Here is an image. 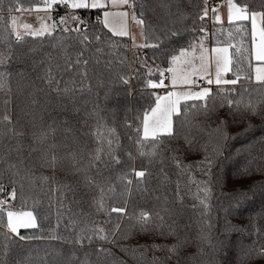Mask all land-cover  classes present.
Returning <instances> with one entry per match:
<instances>
[{
  "label": "snow or ice",
  "instance_id": "1",
  "mask_svg": "<svg viewBox=\"0 0 264 264\" xmlns=\"http://www.w3.org/2000/svg\"><path fill=\"white\" fill-rule=\"evenodd\" d=\"M227 7V21L229 26L235 24L236 34L245 35V29L241 27V22H250V36L252 48L249 50L243 45L233 44L231 40L220 42L217 41L216 46L209 49L206 46L207 28L201 25L199 28L193 27L192 32H199L198 39L190 41L187 46L178 48L172 47L179 44L182 39V31L175 27L178 20H183L184 14L179 4H173L172 0H160L157 5L163 12V27L158 31L150 27L146 21V15L149 11L154 12L155 8L150 7L147 0H36L27 9L24 8L21 0H9L5 5L4 0H0V11L7 9L8 13L19 11H36L43 12L44 15L39 17V26H33L29 23H18L16 15H10L9 26L3 29L0 37L5 41L7 47L0 52V67L9 65L12 61L17 62L21 67L19 71L0 72V91L6 95L12 93V82L15 78L16 89L18 91H26L33 106L31 113L34 121L35 131L32 133V140L36 147L30 149L39 153V160L42 166L52 169L60 168L66 170L69 174L79 177L83 183V190L80 199L75 198L74 185L80 183V180L70 181L66 183H56L55 187L50 189L54 194H58L56 203L57 211V228L60 226L59 221L62 213L59 209L64 208V201L68 199L67 193H72L73 202L77 206V213L69 216V223L64 227L70 229L67 236L58 234H49L48 239L56 240L69 245V256L65 264H93L90 259L91 255H95V264H109L110 257L113 256L110 249L103 247L107 243H116L121 238H130L140 235L155 234L160 237L163 242L137 244L136 246L123 247L121 250L137 261V264H181V260L185 264H196L199 256L203 255V248L197 245L195 253H188L186 249L193 245V241L189 238L187 231L184 235H180L179 226L173 219L179 215V209L169 208L167 198L157 211H149L144 208L136 210L130 209L128 200L131 197L133 186L139 189L153 173L150 171L154 163L161 166L165 162L170 163L174 168L177 181L176 202L183 205V196L180 195L179 185L180 177H193V169H199L202 176L206 179L194 180L196 184L195 199L198 204L191 207L195 211L198 207L207 210L211 207L209 199L213 192L214 173L216 157L220 155L222 144L217 143L211 146L208 143L200 145L195 150H203L205 155L203 159L186 162L185 153L193 151L194 145L190 139L185 137V146H173L170 141L175 139L174 121L179 126H183L190 116L204 115L215 111L216 98H220L219 106L223 107L225 103L230 110L236 111L245 109L252 114H257L259 102L254 103L251 99L245 100L244 93L248 92L247 88H243V93L237 92L235 87L224 88V85L235 86L243 77L246 81L254 79L258 83L259 88L254 89L262 93L261 101H264V0H260L258 7L250 5L248 2H238V0H225ZM67 9V11L54 19L53 11L57 8ZM219 7L214 6L212 11V19L215 22L223 24ZM175 8V11L173 10ZM81 10L89 12L96 11L99 13L96 21L107 28L112 36L129 37L132 40L134 48H154L161 49L162 46L167 51L162 54L167 58L168 67L161 69L159 66H148L147 58H137L136 63L144 66L145 71L150 77L153 71L159 73V79L148 78L144 82V87L149 89H165L163 94L159 92L153 93V104L144 109L138 117V123L134 126L131 121L126 123L128 128L135 131L134 143L136 146V154L139 157L146 158L147 166L137 169L129 166L126 171H120L111 178L104 175L102 170L106 166L105 157L112 164L123 166L121 157L117 155V151L121 148L119 136L114 128L108 127L107 123H102L103 116L98 101H92L91 110L85 109L86 117H95L96 128L89 131L94 135L96 147L89 150L82 142L79 129H74L69 119H57L59 116H67L68 106L64 103L68 100L75 107L76 81L64 80L65 72H73L80 68H86L88 60L84 59V50H86L93 42L100 45L96 49L102 52L104 47L116 50L119 47H127L120 45L109 37H102L99 33H93L89 29L86 21L82 20L79 15ZM210 9L207 6V0H204V7L196 16V20L204 21L208 17ZM131 19L135 24L142 27L141 35L144 43L137 44L136 38L128 31V21ZM195 23V20L193 21ZM187 31V29H185ZM228 37H233V31H228ZM37 39L40 43L45 38L54 40L53 50H60L65 53L64 64L62 67L54 60V51L43 53L44 59L37 60L36 57L41 53L36 47L28 43L29 39ZM75 38L79 41L82 49L77 52L75 59L67 55L66 40ZM153 39L154 43H149V39ZM197 45L199 50L197 51ZM233 49V51H230ZM197 59L199 63L197 64ZM235 59L236 71L233 72V61ZM253 59L255 64H253ZM245 64L251 71L245 70ZM121 65L125 66L124 61ZM215 68L214 79L211 71ZM125 67H131L126 65ZM40 71L37 73L36 69ZM165 72L170 73V84H165ZM232 72L234 78H225L226 74ZM132 74L137 78L140 76L139 68H132ZM80 76L86 77L87 72H80ZM132 75L127 71L119 72L117 80L120 84L130 86ZM205 79L209 86L197 87L198 81ZM217 86L216 95H212L213 89L210 85ZM39 85H43L40 87ZM171 89V90H168ZM82 90V89H81ZM90 90V89H89ZM38 94L44 97V103L40 104ZM235 97V98H233ZM107 94L105 99L107 100ZM11 97L5 100L7 105ZM38 106V107H37ZM51 109V111H49ZM59 109V111H57ZM80 109L76 108L79 113ZM48 116L45 121L44 116ZM224 120L220 121L215 129L207 130V135L211 137L213 133L222 139H226L227 135L223 131ZM19 121H14L10 114H4L0 117V167L10 170L12 178L11 191L7 193L13 200L17 195V186L21 190V199H24L23 190L25 188L24 181L29 182V186L34 183L30 169L23 166L22 160L14 162L13 153L18 158L22 155L21 148L24 138L23 126H18ZM201 131H205L201 129ZM87 135V133H81ZM60 138L63 143H58ZM132 139L131 137L129 138ZM8 141L9 143H4ZM14 141L15 143H11ZM262 147L258 157H254L255 167L251 168L253 172H259L264 175V141L260 142ZM63 152V154H61ZM127 160L131 163L134 161L131 151L126 152ZM249 169H245L247 175ZM160 175L163 181H170V176L161 167ZM42 180L50 182L54 177L44 176ZM257 190L261 198V215H264V180L258 185H254L248 189V192L255 197ZM5 185L0 184V194L5 193ZM89 193L93 195L89 199ZM231 198L236 199L237 204L243 201L252 202V198L248 193H232L227 194ZM5 196L0 199V226L5 228V240L3 257H0V264H8L7 257L9 255L10 244L18 238L20 241L31 239H44L41 237H33L21 235V229H41L42 221L46 218L42 210H40L41 201L33 199L31 210H18L13 203ZM157 200L160 197L156 198ZM117 201H119L117 203ZM49 206H51V201ZM66 211L71 214L72 208ZM103 214L107 219L102 223L92 218V214ZM163 213V214H162ZM203 215V213H202ZM206 224V222H205ZM111 225V227H106ZM209 226L210 225H207ZM256 239L264 235V230L260 226L253 225ZM243 232V229H241ZM251 235V233H250ZM201 242L211 243L208 234L201 231L197 237ZM170 241V242H169ZM100 247H93L94 245ZM88 249L83 252V258L77 256V250ZM163 255H156V253ZM184 252V256L181 253ZM246 260L264 259V244L247 247L243 251ZM47 260V254L42 258ZM25 264H28L25 261ZM116 264H125L123 259L116 261Z\"/></svg>",
  "mask_w": 264,
  "mask_h": 264
},
{
  "label": "trees",
  "instance_id": "2",
  "mask_svg": "<svg viewBox=\"0 0 264 264\" xmlns=\"http://www.w3.org/2000/svg\"><path fill=\"white\" fill-rule=\"evenodd\" d=\"M9 0H4L7 5ZM36 0H21L24 8L27 9ZM173 4H179L181 11L184 14L183 20H178L175 27L182 31V39L179 44H174L172 47L178 48L181 46H187V44L198 39L199 32H192L193 27L199 28L201 25L207 28L206 43L208 46L216 45L217 41L225 42L231 40L233 44L243 45V47L251 50V36H250V22H241V27L245 29L248 34L239 35L236 34L234 29L235 24L229 26L227 21H223V24L215 22L210 17H206L204 21L196 20L197 14L204 7V0H172ZM238 2H248L252 6L258 7L260 0H238ZM150 7L155 8V11H149L146 15V21L150 27L157 29V31L163 27V12L157 5L160 0H147ZM210 4V0H207V6ZM175 11V8H173ZM67 10L53 11L52 16L54 19H58L60 15H63ZM27 12V11H19ZM7 9L0 11V33L6 26H9L10 15ZM82 20L86 21L89 25V29L93 33H99L102 37L106 38L111 36L114 41L120 45H127V47H119L116 50H111L107 47L103 48L102 52H97L96 49L100 47L97 43L93 42L86 50H84V59L88 60L86 68H80L73 72H65L64 80L76 81V95H75V107L68 101L64 103L68 106L67 116H59L57 119H69L74 129H79L80 138L82 142L87 146L89 150L96 147L94 135L89 131L96 128V118L86 117L84 114L85 109L91 110L92 101L96 100L100 104V108L103 109L101 115L103 116L102 123H107L108 127L114 128L119 136L121 148L117 151V155L121 157L124 162L123 166L112 164L108 161L107 157L106 166L102 169L105 176L115 178L120 171H126L129 166H134L137 169L147 166L148 161L146 158L139 157L136 154V146L134 143L135 131L133 128H128L126 123L131 121L135 126L138 123V117L142 111L153 104V93L159 92V89H149L144 87L146 79H159V73L153 71L151 76L145 71L144 66L136 63L137 58H147L146 63L148 66H159L161 69L167 68V58L162 54L163 51H167L163 46L161 49L148 48H134L131 45V39L129 37L112 36L107 28H104L102 24L97 23L96 17L99 15L96 11L81 10L79 12ZM195 20V23L193 21ZM187 29V31H185ZM228 31H233V37H228ZM149 43H154L153 39H149ZM28 43L37 48L41 53L36 59L39 61L44 59L43 53L54 51V60L58 62L62 67H66L64 64L65 53L60 50H53L52 45L54 40L45 38L42 43L37 39L30 38ZM67 55L75 59L78 51L82 49L81 44L75 38H69L66 40ZM7 47L5 41L0 37V52H3ZM230 51H233L231 49ZM124 61L125 67L121 65V61ZM253 59V64H255ZM20 65L12 61L9 65L0 67V72H13L20 70ZM132 68L140 69V76L137 78L132 74ZM245 70L251 71L245 64ZM37 73L40 71L36 69ZM86 71L87 76L81 77L80 72ZM127 71L132 75L130 86L120 84L117 80L119 72ZM236 71L235 59L233 61V72ZM246 81L241 77V81L235 85H224V88L235 87L237 92L243 93V88H247L248 92L244 93L245 100L251 99L254 103L259 102L257 114H252L250 111L241 109L236 111L234 108L229 109L227 104L223 107L219 106L220 98H216L215 111H212L208 116L193 115L190 116L187 122L183 126H179L174 116V135L175 139L170 143L180 146H185V137L190 139L194 145L193 151L185 153L186 162L192 163L203 159L205 153L199 148L200 145L208 143L211 146H215L217 143L222 144L221 153L216 157L215 166L213 167L214 183L212 185L213 192L209 199L211 207L207 210L200 209L199 207L194 211L192 209L193 204H198V200L195 199L194 194L196 192V184L194 180L206 179L202 176L200 170L193 169V177L183 176L180 177L179 192L183 196V205H179L176 202V181L177 176L174 168L170 163L165 162L163 166L159 163H154L150 171L153 173L152 177L148 179L139 189L133 186L131 197L128 200L129 208H135L139 210L144 208L149 211H157L164 203V198H167V204L164 205L169 208L179 209V215L174 216L173 219L179 226L180 235L183 236L185 231L189 238L193 241V245L186 249L188 253H195L197 251V245L203 248V255L199 256L196 264H264V259H253L248 261L243 255V251L248 246H256L264 244V235L259 239H256L254 234L253 225L260 226L264 230V215H261V198L259 191L257 190L255 197L251 192H248L250 187L258 185L260 181L264 180V175L259 172L251 171V168L255 167L256 161L254 157H258L260 149L262 147L261 141H264V101H261L262 93L255 91L259 85L254 79ZM229 78L233 79V73H229ZM243 85V88L241 87ZM43 87V85H39ZM12 93L6 95L0 91V117L4 114H10L14 121H19L18 126H23L25 133L22 140L23 147L21 148L22 155L16 157L13 153L14 162L17 160L23 161V166L30 169L31 175L34 178V183L29 186L27 180L24 181L25 188L23 190L24 199H21V190L17 186V195L15 199H12V203L15 208L32 209L33 199H39L41 201L40 210L45 214V219L42 221L41 229H21V235L41 237L44 239H31L27 241H20L15 239L14 243L10 244L9 255L7 257L8 264H65L69 256V245L56 240L48 239L49 234H58L60 236H67L70 229H66L64 226L69 223V216L77 213L78 209L73 202L72 193H67L68 199L64 201V208L59 209L62 213L59 221V227L57 228V211L58 205L56 200L58 194H54L50 189L55 187L56 183H66L70 181L80 180L79 177L69 174L66 170H62L59 167L52 169L47 166H42L39 160V153L33 152L30 154V149L36 147L32 140V133L35 131L34 124L39 123L38 120L34 121L32 118L33 106L30 103V99L27 96L26 91H18L16 89L15 78L12 82ZM82 89V90H81ZM90 89V90H89ZM212 95H216L217 86H214ZM107 94V100L105 96ZM11 97L10 102L6 105L5 100ZM40 104L44 103V97L42 94H38ZM235 98V97H233ZM38 107V106H37ZM76 108H79V113L76 112ZM51 111V109H49ZM59 111V109H57ZM45 121L48 120V116H44ZM224 120L223 131L226 133L227 138L222 139L217 134L213 133L209 137L206 133L211 129H215L220 121ZM204 129L205 131H201ZM81 133H87V135H81ZM132 138L131 140L129 138ZM4 143H9L4 141ZM11 143H15L12 141ZM58 143L63 141L58 138ZM131 151L134 161L131 163L127 160L126 152ZM63 154V152H61ZM161 167L170 176V181H163L160 175ZM245 169H249L247 175H245ZM54 177L53 181L45 182L42 177ZM12 173L10 170L0 167V184L5 185V193L0 196H6L11 191L10 180ZM75 198L80 199L81 192L83 190V183L74 185ZM248 193V196L252 198V202L241 200L239 205L236 199L231 198L232 193ZM93 194L89 193V199ZM160 197L159 200L156 198ZM51 201V206H49ZM119 201H117L118 203ZM72 208V213L69 214L66 209ZM203 213V215H202ZM163 214V213H162ZM92 218L98 222H103L107 217L103 214H96L93 212ZM210 225L209 226H206ZM111 227V225H106ZM243 229V232L241 231ZM208 234V239L211 243L201 242L197 237L201 234V231ZM7 230L0 226V257H3V249L5 243V232ZM251 233V235H250ZM153 241L160 243L163 242L160 237L155 234L140 235L130 238H121L116 243H107L103 247L111 250L113 256L108 258L109 264H116V261L123 259L125 264H137V261L132 258L131 255L126 254L121 249L127 246H136L137 244L152 243ZM170 242V241H169ZM97 244L93 247H100ZM88 249L77 250V256L83 258V252ZM47 254V260L42 258ZM156 255H163V253H156ZM184 256V252L181 253ZM90 259L95 264V255H91ZM181 264H185L182 259Z\"/></svg>",
  "mask_w": 264,
  "mask_h": 264
},
{
  "label": "rangeland",
  "instance_id": "3",
  "mask_svg": "<svg viewBox=\"0 0 264 264\" xmlns=\"http://www.w3.org/2000/svg\"><path fill=\"white\" fill-rule=\"evenodd\" d=\"M210 4L208 5V8H209ZM44 14H23V15H20L18 18V23L20 24H23V23H29V24H32L33 26H39L40 24V20H39V17L40 16H43ZM132 31H133V35L135 36L136 38V43L137 44H142L144 43V38L143 36L141 35V31H142V27L140 25H137L135 24L134 22H132ZM206 43V41H205ZM131 45H132V40H131ZM206 46L209 48V46L207 45L206 43ZM199 50L198 48V45H197V51ZM199 63V60L197 59V64ZM230 73V72H229ZM229 73L226 74L225 78L227 79H231L229 78ZM205 80V79H204ZM202 81L203 79H200L198 81V85L197 87H203L202 86ZM213 87L216 86V85H212ZM7 196V195H6ZM2 198H5V196H0V199ZM7 198L12 202V198L10 196H7ZM18 210H22V211H26V210H30V209H24V208H16Z\"/></svg>",
  "mask_w": 264,
  "mask_h": 264
},
{
  "label": "crops",
  "instance_id": "4",
  "mask_svg": "<svg viewBox=\"0 0 264 264\" xmlns=\"http://www.w3.org/2000/svg\"><path fill=\"white\" fill-rule=\"evenodd\" d=\"M214 6H220L219 7V14L221 15V19H222V21H227V7H226V4H225V0H220L219 2H217V3H215V4H212V5H210L209 6V9H210V11H209V14H208V16L210 17V19H212V11H211V9L214 7ZM23 14H28V15H30V14H44L43 12H36V11H27V12H17V13H15V15L17 16V17H19L20 15H23ZM213 20V19H212ZM214 21V20H213ZM132 22L133 21H131V19H129V21H128V31L133 35V31H132ZM228 22V21H227ZM214 46H216V45H212V46H209V49H211L212 47H214ZM231 50V49H230ZM211 71H212V73H213V79H214V73H215V68H214V66L212 67V69H211ZM164 83L167 85V84H170V79L168 80V81H166V80H164ZM214 84V83H213ZM212 84V85H213ZM212 85H210V87H212L213 88V86ZM215 85V84H214ZM202 86H209V85H207L206 84V80H204L203 79V81H202ZM164 90L165 89H163V88H160L159 89V93L160 94H163V92H164ZM168 90H171V89H168ZM174 118V117H173Z\"/></svg>",
  "mask_w": 264,
  "mask_h": 264
},
{
  "label": "built area",
  "instance_id": "5",
  "mask_svg": "<svg viewBox=\"0 0 264 264\" xmlns=\"http://www.w3.org/2000/svg\"><path fill=\"white\" fill-rule=\"evenodd\" d=\"M220 0H210V5H212V4H215V3H217V2H219ZM59 10H67V9H63V8H57L55 11H59ZM170 73H167V72H165V80L166 81H168L169 79H170Z\"/></svg>",
  "mask_w": 264,
  "mask_h": 264
}]
</instances>
